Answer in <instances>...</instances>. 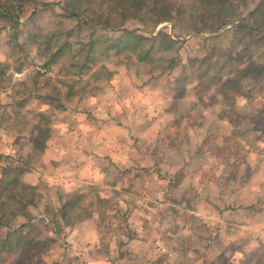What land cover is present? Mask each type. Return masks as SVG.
<instances>
[{"label": "rangeland", "instance_id": "1", "mask_svg": "<svg viewBox=\"0 0 264 264\" xmlns=\"http://www.w3.org/2000/svg\"><path fill=\"white\" fill-rule=\"evenodd\" d=\"M147 1L170 20L157 28L126 24L145 39L141 43L125 33L94 31L97 12L68 17L61 9L66 0H23L4 9L0 65L9 67L0 76V113L17 109L18 115L0 129V167L8 163L2 156L10 155L14 165L35 169L45 146L69 143L62 135L51 140L60 126L80 124L94 137L90 160L75 152L56 155L59 168L64 162L70 168L60 176L58 167L42 168L31 184L21 173L20 180L36 189L32 219L16 220V226L30 223L24 230L33 240L23 249L27 264H264V87L245 77L251 66L264 65V28L243 40L234 31L237 20L263 16L264 4L225 0L220 10L227 25L211 35L194 33L201 26L200 0ZM159 33L173 44L161 47ZM49 37L69 45L70 54L91 40L107 54L94 48L96 58L84 62L89 66L78 92L62 100L64 111L33 99L18 108L24 82L45 72L37 47ZM17 44L28 48L30 59L21 71L12 57ZM87 52L85 46L82 61ZM68 58L50 66V79H58ZM91 74L101 78L93 81ZM231 77L247 98L221 93ZM110 121L121 126L110 129ZM36 139L45 140L38 152ZM83 166L93 168L91 184L65 190L63 179L79 177ZM75 191L86 195L83 206L92 223L55 233L45 208L59 207V198ZM9 233L0 228V241Z\"/></svg>", "mask_w": 264, "mask_h": 264}, {"label": "trees", "instance_id": "2", "mask_svg": "<svg viewBox=\"0 0 264 264\" xmlns=\"http://www.w3.org/2000/svg\"><path fill=\"white\" fill-rule=\"evenodd\" d=\"M225 0H200L198 10L201 12V26L194 33L215 34L227 25L225 14L226 11H221V4ZM253 2L256 0H252ZM23 3V0H0V18H5L4 9L6 7L14 8L13 3ZM33 0H26L25 3H32ZM259 7L264 4L263 0L259 1ZM65 15L71 18L79 19L81 16H91L97 12V18L94 22V31H105L110 33H125L126 37L134 39L137 43L143 42L145 39L138 36L135 31L128 30L126 24L133 22L134 24L146 28H157L163 23H168L170 15H163L162 10L147 0H66L61 7ZM12 12V10H11ZM235 33H239L241 40L245 36L250 35L249 32H262L264 28V15L254 17L251 22L245 19L237 20L234 26ZM252 32V33H253ZM251 33V35H252ZM158 38L161 42V47H168L173 44V39L167 33H159ZM52 38H41L40 44L37 47V54L42 59L39 66L45 70L44 73L36 72L31 74L28 82H24V99L17 101L15 106L22 108L24 102L28 99L40 101L51 109L64 111L62 100H70L75 95V86L82 81L83 73L88 69L85 61H94L97 54L94 51L95 47L101 55L107 54V48L102 46L99 41L91 40L87 44H80L79 49L70 54L69 45L53 44ZM87 46L88 52L83 59L80 54L83 48ZM28 48L22 44L16 45V51L12 57L16 64L15 71H21L27 67V62L30 61ZM65 55H68L67 63L61 66L58 71V79L52 80L48 77L50 66L56 64ZM40 59V60H41ZM78 59V60H77ZM8 65H0V76H4ZM110 75V73H107ZM93 81L100 79V75L91 74ZM60 77V78H59ZM245 77H252L259 83H263L264 87V65H253L245 72ZM63 78H67L64 80ZM53 81V82H52ZM30 86V87H27ZM61 87L65 88V92L61 91ZM221 93L224 95H234L237 97L247 98L248 93L242 91L235 79L228 78L222 82ZM229 91V92H227ZM16 92V91H14ZM2 106H0L1 108ZM7 112V111H6ZM0 113V129L5 121H9L12 115H18L17 109H13L11 113ZM221 118H223L221 116ZM228 121L235 126L233 120ZM20 132V130H17ZM41 132V131H40ZM39 132V133H40ZM45 140H32L34 150L38 152ZM8 163L0 167V228H6L10 231L9 236L0 241V264H27L23 249L30 245L33 240L29 233L24 230L29 228L28 223L32 217L29 208L33 205L31 200L32 193L36 190L34 186L25 184L20 180L22 172H30L31 168L26 165L25 169L14 165L10 155L2 156ZM179 174V173H177ZM86 195L80 192H72L59 198V207L45 208V215L53 224L55 233L61 234L64 229H70L77 223L91 218L87 214L83 203ZM19 218L27 219V223L16 226ZM18 227V228H15Z\"/></svg>", "mask_w": 264, "mask_h": 264}, {"label": "crops", "instance_id": "3", "mask_svg": "<svg viewBox=\"0 0 264 264\" xmlns=\"http://www.w3.org/2000/svg\"><path fill=\"white\" fill-rule=\"evenodd\" d=\"M111 124H113L114 126H117V127L121 126V125L118 126V124L112 123L110 121V125H109L110 129L114 128L111 126ZM81 128H84V130H85V133L82 134V136H81V132H82ZM86 130H88V129L85 128L83 125H80V124L75 125L70 130L61 129V126H60L59 131L57 132L55 137L51 138V140L55 139L57 137V135H62L64 138H68L69 143H71V144L68 143L66 145V147L62 148V146L59 147V145H56L55 140H53V142H51L47 147L45 146V148L41 154V157L43 158L42 159L43 163H42V161H41L42 164L39 162L38 165L35 166V169L31 170L29 173H27L25 175L24 178H25L26 182L31 183V184L37 183V181L39 180V177L41 176L40 174L43 171H45V169H42V168L53 169L54 167H58L56 169V174L60 173L61 170H63V169H70L66 166L62 167L65 164V162H64V164H62V166H60L61 168H59L58 163L54 161L56 155H58L59 157H66L67 158V157H70V155L75 152L77 154V156L81 153V154L85 155L84 157H88L87 159H89V160L92 159L90 157H92L91 155L94 152L91 150L92 147H91V145H89V142L91 140H94V137L89 138L88 134L86 133ZM60 139H61V137H60ZM92 169H93L92 166H83L80 170V176L79 177H75V178H73V180L63 179V183L64 184L66 183V186L64 187L65 190H66V188H69V190H72L75 188L77 189V187H79V186L81 187L82 184H91V182H89V178H93L94 172ZM77 173H75V174H77ZM58 175L60 176V174H58ZM247 188H249V187H245V188L242 187V189L238 188V189H236L237 192L236 191L235 192L238 193V190H240V189L243 190V192H244V190H247ZM219 209H221V208H219ZM92 219H93V217H91L90 219H88L86 221H83V222L76 224L72 230H75V231L76 230H82L85 227L90 226L92 223ZM219 222H221V224H222L219 227L221 228V230H223L222 229L223 222L222 221H219ZM229 225L233 226L232 224H229Z\"/></svg>", "mask_w": 264, "mask_h": 264}, {"label": "built area", "instance_id": "4", "mask_svg": "<svg viewBox=\"0 0 264 264\" xmlns=\"http://www.w3.org/2000/svg\"><path fill=\"white\" fill-rule=\"evenodd\" d=\"M40 71V70H39ZM42 73V71H40Z\"/></svg>", "mask_w": 264, "mask_h": 264}]
</instances>
